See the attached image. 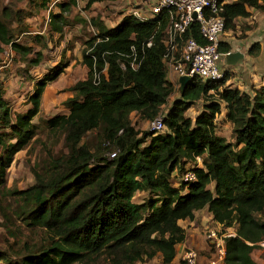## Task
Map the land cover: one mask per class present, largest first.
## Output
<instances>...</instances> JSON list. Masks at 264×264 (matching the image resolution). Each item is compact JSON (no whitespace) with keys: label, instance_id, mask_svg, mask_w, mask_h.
Instances as JSON below:
<instances>
[{"label":"trees","instance_id":"trees-1","mask_svg":"<svg viewBox=\"0 0 264 264\" xmlns=\"http://www.w3.org/2000/svg\"><path fill=\"white\" fill-rule=\"evenodd\" d=\"M47 1L36 4L44 8ZM84 1L88 9L96 0ZM75 4L76 0L59 2V11L49 13L53 32H61L64 14ZM247 7L263 10L264 0L226 3L221 13L224 29L231 28L233 19L247 17ZM163 18L157 29L155 21L131 14L112 28L98 18L90 19L95 33L80 52L85 78L68 87L72 94L64 102L68 113L44 120L48 131L62 133L66 152L48 155L46 172L32 170L34 182L23 190L4 186L5 171L13 155L35 135L32 118L39 111L43 90L64 66L34 83L27 109L13 118L0 86V216L6 227L18 220L45 234L40 243L0 249L2 264H135L156 253L169 264L175 246L185 238L178 221L193 220L194 212L203 208L223 227L234 224V235L223 238V264H255L250 254L264 240V220L254 216L264 211V85L250 88L249 94L225 85L228 73L217 81L193 78L162 112V132L134 130L130 113L154 120L174 90L161 61ZM190 32L197 37L194 26ZM0 43L26 53L11 41L1 21ZM131 47L141 58L135 69L125 57ZM229 49L227 43L219 46L222 52ZM258 52V42H252L247 54L254 57ZM29 62L34 65L38 60ZM199 98L205 100L202 110L193 119L184 116ZM223 104L232 142L214 133V119ZM98 126L106 139L105 151L116 152L112 158L99 156L93 164L96 154L81 139ZM5 137L14 141L7 143ZM196 158L201 167H188L195 181L172 186L171 173L182 175L188 169L185 164ZM136 191L149 196L135 203ZM11 249L13 259L8 255Z\"/></svg>","mask_w":264,"mask_h":264},{"label":"rangeland","instance_id":"rangeland-1","mask_svg":"<svg viewBox=\"0 0 264 264\" xmlns=\"http://www.w3.org/2000/svg\"><path fill=\"white\" fill-rule=\"evenodd\" d=\"M38 1L0 0V21L8 29L11 41L26 49V53L23 54L11 48L9 44L0 43V86L3 91V98L10 107L11 118H13L14 114L22 113L26 110L28 106L27 97L32 92L34 83L43 74L57 66H64L56 81L47 83L41 96L39 111L32 118V123L36 125L35 135L25 148L13 155L9 166L6 168L4 186L8 190H23L27 188L34 182L32 170L41 173L46 172L48 155L53 158L66 152L62 145V133L60 131H48L44 120L68 113V108L64 103L67 97L72 96L68 91V87L76 81L85 78L86 68L81 63L80 52L83 48V42L95 33L94 30L92 32L90 27V19L98 18L106 27L110 26L115 15L122 11L120 6H123V2L109 5L97 0L89 9H85L83 3L76 0V4L70 8L68 13L64 14L66 24L62 26L61 32H53L48 25L49 13L58 12L57 3L66 0H48L44 8L37 6L36 2ZM228 1L232 2L234 0ZM124 3L126 4L127 2ZM247 8L252 12L251 15L254 14L253 16L255 17L248 23L244 22L242 17H237L240 18L239 20L237 18L232 20L231 28L225 30L231 31L232 38L230 39L227 36L229 45L239 40L244 42L245 39L247 40V38L251 37H256L254 42H257L260 30L256 26L259 19L264 21V16L261 15L264 13V9ZM36 59L38 60L37 64L33 65L29 62ZM245 59L248 60L246 57ZM248 63L246 62L247 65ZM232 72L231 74L228 73L229 80L225 85L245 90L243 89V83H245V78L247 77V69H245L243 74L240 71L237 73L232 70ZM165 76L172 81L176 77L171 72ZM250 88L245 90L249 94L251 93ZM178 96V86H174V90L167 98L166 103L160 108L161 114L168 108L172 99ZM204 102L203 98L196 100L184 112V116L193 119L202 110ZM220 107L222 111L215 117L214 133L224 138L226 142H232L231 124L226 120L225 114H223L225 112L224 104ZM129 119L134 130L153 131L152 121L140 118L138 113H131ZM3 132H7V129H4ZM4 139L7 143L14 141L9 140L7 137ZM105 140L101 126L90 130L82 137L81 141L96 154L92 161L93 164H95V159L99 156L110 158L109 153L112 150L105 151ZM1 152L2 147L0 145V155ZM198 162V166L201 167L200 158L190 164L195 165ZM187 166L189 164H185L184 169ZM169 180L172 186L178 187L181 182L179 171L172 173ZM208 188L212 190V185ZM148 196L146 191H136L132 200L135 203H141ZM5 200L8 201V197ZM254 216L257 219L264 220V211L254 214ZM178 224L184 229L185 238L182 245L175 246V256L169 264H184L180 258L186 250L196 252V264H205L213 248L206 238L209 230H214L216 234L218 233L221 236L223 234L224 236L234 235V224L229 227H223L213 221L205 209L197 214L193 220L179 221ZM6 225L0 216V249L11 244L13 249L24 243L30 246L37 242L40 243L45 238V234L41 229L28 227L18 220L13 221L12 225H8V227ZM8 255L12 259L16 257L12 249ZM250 256L255 264H264V240L256 243V247L252 250ZM135 264L163 263L161 262L160 254L156 253L151 259L136 262Z\"/></svg>","mask_w":264,"mask_h":264},{"label":"built area","instance_id":"built-area-1","mask_svg":"<svg viewBox=\"0 0 264 264\" xmlns=\"http://www.w3.org/2000/svg\"><path fill=\"white\" fill-rule=\"evenodd\" d=\"M228 2V0H141L137 3V7L131 8L130 14L139 20L155 21L156 29L164 16L165 23L160 31L159 39L163 47L161 61L165 68V75L169 72L176 75L175 82L169 81L165 76L173 86H178L177 78L181 75L187 76L189 83L193 78L203 82L217 81L222 79L225 73L231 74V65L224 63L225 55L231 50L225 52L219 50L220 45L227 43L224 17L221 13ZM193 26L197 30V37L192 36L190 32ZM145 45L149 46L150 40ZM125 57H129L128 65L133 69L137 67L141 59L136 58L133 47ZM105 67L102 70L104 74ZM120 67H124L123 63ZM94 79H98L97 74H94ZM227 82L228 80L225 83ZM161 117L162 114L151 122L155 132L164 130ZM115 152L116 149L112 150L109 157H114ZM197 159L199 158H196V161ZM198 165L199 162L191 167ZM181 181H195L193 171L186 169L181 175ZM206 238L213 248L205 264H223L224 234L221 236L214 230H209ZM196 255L195 251L186 250L180 259L187 264H196Z\"/></svg>","mask_w":264,"mask_h":264},{"label":"crops","instance_id":"crops-1","mask_svg":"<svg viewBox=\"0 0 264 264\" xmlns=\"http://www.w3.org/2000/svg\"><path fill=\"white\" fill-rule=\"evenodd\" d=\"M80 1L81 3H83V7L85 5V1L84 0H78ZM100 2H103V3H106V4H117V3H122L123 2V6H120L121 8V12H119L118 14L115 15V18H113L110 26H107V28H112L114 26H116L122 19V17L126 14H130V10L132 7H137V3L140 2L141 0H113V1H109V0H98ZM143 1V0H142ZM97 2L94 1L93 3ZM124 2H127L126 4ZM93 3L90 5V7L93 5ZM89 7V8H90ZM88 8V9H89ZM247 11L249 12V15L247 17H242V20L244 22H249L251 20H253V18L255 16L251 15V11L247 8ZM262 16H264V13L261 14ZM238 20L240 18H237ZM91 29H92V32H94L93 30H95L92 26H90ZM256 28L259 31V36L257 37V42L259 45V52L256 56L254 57H251L247 54V49H248V46L254 42L255 38L256 37H251V38H247V40L245 39L244 42L242 41H237L236 43H233L232 45L230 44L229 45V40L227 38V36H229V38L231 39L232 36H231V31H225V40L227 41V44L229 45L230 47V50L231 51H238V52H241L243 54V59L240 63L234 65V66H230L231 67V73L232 70L233 71H236L237 73L240 71V73L243 74V72L245 71V69H247V77L245 78V83H243L244 85V88L246 90V88H257L261 85H264V21L262 19H259L258 22H257V26ZM248 58V60L250 61L248 63V60L245 59ZM248 63V65L246 64V62ZM58 77V76H57ZM57 77L53 80V81H56ZM69 78V77H68ZM262 78V79H261ZM169 80V79H168ZM174 80V79H173ZM229 80V79H228ZM169 81H172V80H169ZM72 85V84H71ZM46 87V86H45ZM238 87V86H237ZM45 89V88H44ZM70 92V91H69ZM43 93H44V90H43ZM42 93V95H43ZM71 93V92H70ZM30 95V94H29ZM28 107V106H27ZM27 109V108H26ZM222 111V109H221ZM131 113H134L131 112ZM130 113V114H131ZM136 113V112H135ZM221 113V112H220ZM223 114H225V112H223ZM214 124H215V119H214ZM147 142V141H146ZM147 144V143H145ZM144 144V145H145ZM189 166L187 167H191L192 165L190 163H188ZM187 164V165H188ZM199 167V166H198ZM172 173H176V171H173ZM171 173V174H172ZM170 181V180H169ZM210 185H213L212 183H210L208 185V187ZM205 209V208H203ZM203 209H200V210H197L194 212V218L196 217L197 214H199ZM206 210V209H205ZM207 211V210H206ZM209 217H211V215L209 214ZM193 218V219H194ZM183 221V220H181ZM179 222V221H178ZM183 243H180L178 245H182Z\"/></svg>","mask_w":264,"mask_h":264},{"label":"water","instance_id":"water-1","mask_svg":"<svg viewBox=\"0 0 264 264\" xmlns=\"http://www.w3.org/2000/svg\"><path fill=\"white\" fill-rule=\"evenodd\" d=\"M243 59V54L238 51H231L228 54L225 55L224 57V63L227 65L234 66L238 63H240ZM189 79L187 76L181 75L177 78L178 82V94L180 95L184 88L186 87Z\"/></svg>","mask_w":264,"mask_h":264}]
</instances>
